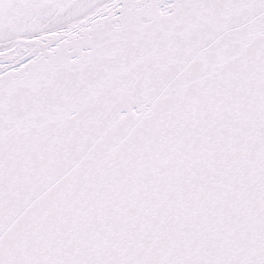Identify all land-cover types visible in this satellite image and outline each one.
<instances>
[{
	"label": "snow or ice",
	"instance_id": "6c2138e0",
	"mask_svg": "<svg viewBox=\"0 0 264 264\" xmlns=\"http://www.w3.org/2000/svg\"><path fill=\"white\" fill-rule=\"evenodd\" d=\"M0 264H264V0H0Z\"/></svg>",
	"mask_w": 264,
	"mask_h": 264
}]
</instances>
